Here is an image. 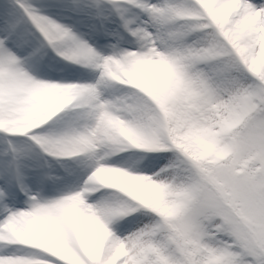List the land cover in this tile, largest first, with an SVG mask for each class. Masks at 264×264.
<instances>
[{"label": "snow or ice", "instance_id": "snow-or-ice-1", "mask_svg": "<svg viewBox=\"0 0 264 264\" xmlns=\"http://www.w3.org/2000/svg\"><path fill=\"white\" fill-rule=\"evenodd\" d=\"M0 264H264V0H0Z\"/></svg>", "mask_w": 264, "mask_h": 264}]
</instances>
